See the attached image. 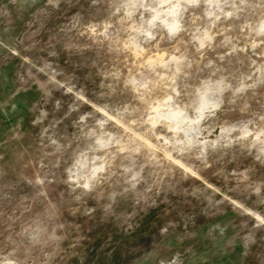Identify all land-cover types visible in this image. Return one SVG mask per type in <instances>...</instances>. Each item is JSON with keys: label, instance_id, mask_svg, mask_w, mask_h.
<instances>
[{"label": "rangeland", "instance_id": "rangeland-1", "mask_svg": "<svg viewBox=\"0 0 264 264\" xmlns=\"http://www.w3.org/2000/svg\"><path fill=\"white\" fill-rule=\"evenodd\" d=\"M0 264H264V0H0Z\"/></svg>", "mask_w": 264, "mask_h": 264}]
</instances>
